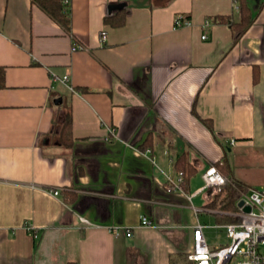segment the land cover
I'll return each instance as SVG.
<instances>
[{
  "label": "crops",
  "instance_id": "1",
  "mask_svg": "<svg viewBox=\"0 0 264 264\" xmlns=\"http://www.w3.org/2000/svg\"><path fill=\"white\" fill-rule=\"evenodd\" d=\"M114 1L127 2L119 27L104 22ZM248 3L254 20L234 41L236 0H71L73 35L32 0H0V264H184L210 165L264 187L235 168L264 175V0ZM178 13L193 26L175 28ZM68 109L66 146L54 122ZM183 153L195 174L168 192Z\"/></svg>",
  "mask_w": 264,
  "mask_h": 264
},
{
  "label": "built area",
  "instance_id": "2",
  "mask_svg": "<svg viewBox=\"0 0 264 264\" xmlns=\"http://www.w3.org/2000/svg\"><path fill=\"white\" fill-rule=\"evenodd\" d=\"M68 3V1H66ZM204 28L209 30L212 27V21L206 19ZM193 21L184 13L176 14L174 18V27H192ZM202 39L208 38V32L205 31L201 35ZM106 39V33H102V40ZM82 48L79 44H74V49ZM68 76H64L62 81L66 82ZM72 90H75L71 86ZM204 188H214L218 191L225 185L226 179L222 172L214 165H210L203 175ZM184 175L177 172L176 175L165 173V188L168 192H178L184 194ZM54 195H59V189L50 190ZM191 201L192 196H188ZM240 201L243 204L240 205ZM196 213L207 211L215 213V210L208 208L192 207ZM237 211L221 212L233 217L235 220L223 223L217 227H222L226 231L229 243L211 247L206 239L204 229L206 225L195 223L193 225L192 243L187 252L186 262L184 264H264V187L259 189H251L243 194L237 202ZM88 222L86 219H83ZM141 224L151 226L152 221L147 216L141 217ZM28 231L37 236V229L31 225H27ZM110 231L115 236L125 235L131 237L133 230L114 225L110 227Z\"/></svg>",
  "mask_w": 264,
  "mask_h": 264
},
{
  "label": "trees",
  "instance_id": "3",
  "mask_svg": "<svg viewBox=\"0 0 264 264\" xmlns=\"http://www.w3.org/2000/svg\"><path fill=\"white\" fill-rule=\"evenodd\" d=\"M68 1V3H66ZM239 4L240 20L231 23V30L233 40L237 41L249 28L254 20L252 10L249 6L248 0H236ZM36 3L46 14H48L54 21L61 25L66 32L73 35L72 30V14H71V0H32ZM214 20L219 23L229 22L230 17L225 15H217ZM104 22L113 27H119L126 22V12L124 9L108 14L104 18ZM259 71L254 73V82L259 80ZM5 83V67L0 66V88H4ZM81 91H87V88H82ZM204 124L214 133V127L211 120L202 119ZM60 127L59 140L62 144L68 146L72 142V113L68 109L63 120L59 122L55 120L54 128ZM151 142L145 143V148ZM143 147V148H144ZM224 175L226 179L225 185L218 192L216 189L209 187V201L206 207L215 210L217 218L224 223L232 222L235 219L227 214L221 212H235L237 209V202L240 197L249 192L251 188L243 182L234 178L231 166L228 161L213 163ZM176 170L182 172L184 175V182L187 183L194 176L196 168L191 164L188 157L183 153L178 157L175 163Z\"/></svg>",
  "mask_w": 264,
  "mask_h": 264
},
{
  "label": "rangeland",
  "instance_id": "4",
  "mask_svg": "<svg viewBox=\"0 0 264 264\" xmlns=\"http://www.w3.org/2000/svg\"><path fill=\"white\" fill-rule=\"evenodd\" d=\"M236 172L238 176H249L255 182H261L264 180V175L262 173H258V169L256 166H248V163L252 162H244L242 159L236 158ZM252 165V164H251ZM236 176V175H235ZM237 177V176H236ZM217 190V189H216ZM218 191V190H217ZM219 190L218 192H220ZM243 204L240 201V205ZM238 209H236L237 211ZM201 222L206 224L205 227V235L207 238V242L211 247L222 246L229 243V239L226 236V231L222 227H217L224 222L217 218L216 214L203 212L201 214Z\"/></svg>",
  "mask_w": 264,
  "mask_h": 264
},
{
  "label": "water",
  "instance_id": "5",
  "mask_svg": "<svg viewBox=\"0 0 264 264\" xmlns=\"http://www.w3.org/2000/svg\"><path fill=\"white\" fill-rule=\"evenodd\" d=\"M127 5V2L125 1H114V2H111L109 4V7H108V11L111 13L113 11H119V10H122L124 9V7ZM62 102V98L59 97L58 99L55 100V103L58 104V103H61Z\"/></svg>",
  "mask_w": 264,
  "mask_h": 264
}]
</instances>
